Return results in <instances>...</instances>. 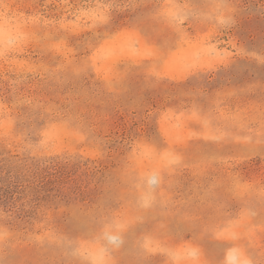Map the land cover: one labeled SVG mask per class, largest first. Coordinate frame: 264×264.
<instances>
[{
  "label": "rangeland",
  "instance_id": "obj_1",
  "mask_svg": "<svg viewBox=\"0 0 264 264\" xmlns=\"http://www.w3.org/2000/svg\"><path fill=\"white\" fill-rule=\"evenodd\" d=\"M230 251L264 264V0H0V264Z\"/></svg>",
  "mask_w": 264,
  "mask_h": 264
},
{
  "label": "clouds",
  "instance_id": "obj_2",
  "mask_svg": "<svg viewBox=\"0 0 264 264\" xmlns=\"http://www.w3.org/2000/svg\"><path fill=\"white\" fill-rule=\"evenodd\" d=\"M158 180L155 175H151L147 178V183L150 187L155 186L157 184ZM112 239V238H110ZM226 262L227 264H241L239 258L233 253L229 252L226 256Z\"/></svg>",
  "mask_w": 264,
  "mask_h": 264
}]
</instances>
